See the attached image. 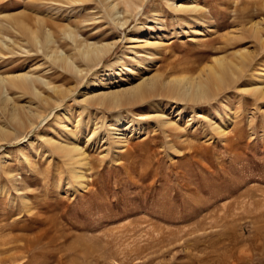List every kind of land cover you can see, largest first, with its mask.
<instances>
[{"label": "rangeland", "instance_id": "rangeland-1", "mask_svg": "<svg viewBox=\"0 0 264 264\" xmlns=\"http://www.w3.org/2000/svg\"><path fill=\"white\" fill-rule=\"evenodd\" d=\"M130 1L0 0V77L47 82L0 94V264H264V0ZM210 68L199 102L92 99Z\"/></svg>", "mask_w": 264, "mask_h": 264}, {"label": "bare ground", "instance_id": "bare-ground-1", "mask_svg": "<svg viewBox=\"0 0 264 264\" xmlns=\"http://www.w3.org/2000/svg\"><path fill=\"white\" fill-rule=\"evenodd\" d=\"M147 2H148V0H142L141 1V3L137 7V12H136L137 14L141 13L144 10V7L147 4ZM126 3H128L129 5L132 4L130 0H127ZM111 7H116V3L112 2ZM180 9H181V7H180ZM182 9H184L185 11L189 10L191 12L197 11V8L192 7V6L191 7L186 6ZM200 15H201V13H200ZM28 19H29V17H28ZM113 46L114 45H110L109 47L104 46L105 48L103 47L100 49H93L92 51H89L92 49V48H90V49H88V51L86 50V52L84 53V56H86L87 58H89V57L96 58V59L99 57L102 58L113 48ZM223 60H225V59L216 60L217 63L215 62L216 63L215 66L217 67L219 65L221 67V69H224L225 66L227 67V65L224 66L225 62H223ZM248 60H249V57L247 55L242 54L241 61H240V63L236 64V66L243 68ZM56 61H58L59 63H63L67 66L71 65V64L73 65V63L70 61L69 57H65L63 54L62 55H56ZM215 68H210V70H208V72H209L208 74L209 75L211 74V78H208V76H207L208 79L206 80V82H204V80L201 79V81H203L204 83H199L197 81L195 82L193 80L190 81L186 77H181V78L177 77V78H174L172 80H169L168 82H163L157 76L153 75V76H150L148 78L143 79L140 83L133 85L132 87L124 89V92H119L118 90L109 91V92H100V93L96 94L95 96H93L92 99H93V101L97 102L100 105H106V106L128 105L129 106V105L139 103L143 100L145 101L146 98L153 97L156 94H166V95L177 97L179 100L199 102V101L206 99L207 97L212 95V92L214 89L211 87L212 83L217 84V82H218V83H220V85H223L225 83V78L223 77L224 74L222 75V73H221L222 71L218 72L217 71L218 69L216 68L217 70H215ZM224 70H223V73L227 72L226 70L225 71ZM225 76H227V75H225ZM37 83L47 85V82H45V80L43 78L32 76V75H29L28 73L27 74H25V73L24 74H17L15 76L11 75L10 77H0V94L6 93L9 89V87H11V88L18 89L21 91H32L33 94H35L37 97H40L41 94L39 93V91L36 87ZM256 90L257 91L261 90V87H256ZM259 93L262 95V97H264V92H262V90ZM8 96L9 95H5V98H3V97L2 98L5 99V101L10 100V97H8ZM43 98L45 99V97H43ZM47 100H48V98H47ZM18 109H20V107ZM18 111L19 110H17V108L13 109V111L11 113V120L15 121L18 126L23 128V127H25V123L21 122V119H20L21 114ZM24 112L27 115V111H24ZM34 116H35L36 121L32 122L30 120L31 129L36 128L40 124H43L46 121V119L48 118V115H43L41 113H35ZM32 120H33V117H32ZM5 130L6 129L4 127L0 126V137L4 136ZM0 141H1V139H0ZM55 143L56 144H53V147L55 148V150H57L63 156L68 157L69 161H77V160L81 161L83 159L82 158V151H80L81 153L79 152L80 148H79V145L77 144V142L76 143L74 142V144H72V145L67 144V143H62V142L59 143L58 141ZM83 160H85V159H83ZM71 170H72L71 173L74 175V177H77L78 179L85 177L83 170L77 169L76 167L74 168V166L72 167Z\"/></svg>", "mask_w": 264, "mask_h": 264}]
</instances>
